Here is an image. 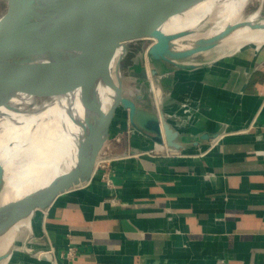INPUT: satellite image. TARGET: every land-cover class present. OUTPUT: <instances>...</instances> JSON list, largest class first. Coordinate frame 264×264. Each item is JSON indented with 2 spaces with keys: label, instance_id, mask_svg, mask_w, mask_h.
<instances>
[{
  "label": "crops",
  "instance_id": "crops-1",
  "mask_svg": "<svg viewBox=\"0 0 264 264\" xmlns=\"http://www.w3.org/2000/svg\"><path fill=\"white\" fill-rule=\"evenodd\" d=\"M187 63L157 64L180 149L157 150L121 109L99 156L111 181L95 168L31 216L57 264H264V42Z\"/></svg>",
  "mask_w": 264,
  "mask_h": 264
},
{
  "label": "water",
  "instance_id": "water-1",
  "mask_svg": "<svg viewBox=\"0 0 264 264\" xmlns=\"http://www.w3.org/2000/svg\"><path fill=\"white\" fill-rule=\"evenodd\" d=\"M199 1L148 0L123 16L102 21L98 14L106 0H54L50 5L45 0H0L5 3L0 14V96L29 102L79 92L81 103L91 110L90 90L96 79L101 78L114 89L98 134L95 135L89 121L80 124L78 164H71L46 184L30 188L20 202L10 200L0 204V235L11 225L32 216L36 209L49 205L60 193L90 180L112 117L121 109L127 111L132 128L149 137L157 150H163L164 146L170 151L182 147L177 140L178 131L167 121L162 109L161 72L157 64L164 61L180 67L195 66L184 60L218 45L226 33L238 26L227 24L214 37L199 36L193 48L176 49L162 26ZM210 23L203 21L201 26ZM38 30H43L41 36ZM145 38L153 40L146 50L147 65L143 63L138 68L131 65L128 74L135 78L136 86H146V93L142 90L129 97L122 89L120 60L128 44ZM117 50H121V55L113 75L108 65ZM147 97L149 109L137 104L136 101ZM174 119L180 118L174 115ZM217 136L218 133H203L200 139L214 140ZM5 257L0 255V260Z\"/></svg>",
  "mask_w": 264,
  "mask_h": 264
},
{
  "label": "bare ground",
  "instance_id": "bare-ground-1",
  "mask_svg": "<svg viewBox=\"0 0 264 264\" xmlns=\"http://www.w3.org/2000/svg\"><path fill=\"white\" fill-rule=\"evenodd\" d=\"M52 1L45 0L47 5ZM247 2L201 0L168 19L162 30L170 37L171 44L181 50L195 47L199 36L205 39L214 37L232 23L238 26L226 33L219 44H228L227 48L234 50L248 43H263L264 18H256L257 11L245 17L243 10ZM146 3L148 0H106L98 15L102 21H107L108 17L123 16ZM203 21L211 22L204 35L201 34ZM37 32L41 36L43 30ZM120 55L121 50H117L108 65L113 75ZM113 96L114 89L104 84L101 78L96 79L90 90L91 110L81 103L79 92L29 102L0 96V187L4 185L0 191V204L10 200L20 202L30 188L46 184L71 164H78L80 124L86 125L89 121L97 135L99 123ZM22 229L27 230V238L32 237L31 216L11 225L0 235V255L6 256L0 264L7 263L15 237ZM51 256L48 259L56 264Z\"/></svg>",
  "mask_w": 264,
  "mask_h": 264
},
{
  "label": "rangeland",
  "instance_id": "rangeland-1",
  "mask_svg": "<svg viewBox=\"0 0 264 264\" xmlns=\"http://www.w3.org/2000/svg\"><path fill=\"white\" fill-rule=\"evenodd\" d=\"M4 9H5V3L0 2V14L4 11ZM256 11H257L256 18L260 20L263 19L264 0H248L247 4L245 5V9L243 10V13L245 17H248L249 15H251ZM208 28H209L208 26L202 27L201 34L204 35L203 33H205ZM152 41L153 40L150 38H145L130 43L126 46L125 53L120 60V66H119L120 78H121L120 80L122 82V89L125 92V94L131 96L134 95L135 93L142 92V90H144V93H146L145 85L136 86L133 83L135 78L129 76L128 67L131 66L132 64H135V62H137V65L135 66L136 68H138L140 64L143 63L147 65L146 50L148 46L152 43ZM227 47H229L228 44L226 45L221 43L210 49L195 53L184 61L188 62V60H193V59H195L196 61L199 60L206 61L208 59L214 58L215 56L225 54L233 50ZM3 187L4 185L1 187L0 191L3 189ZM27 237L28 234L26 229H22L19 231V233L15 237L14 244L11 247L12 254L6 264H52L51 261L48 259V256L51 255L53 257L55 256L53 255V252L52 254L50 253V250L48 249L49 247L48 246L45 247L43 244L34 242L33 240ZM47 249L49 251H45ZM3 261L0 260V263Z\"/></svg>",
  "mask_w": 264,
  "mask_h": 264
},
{
  "label": "built area",
  "instance_id": "built-area-1",
  "mask_svg": "<svg viewBox=\"0 0 264 264\" xmlns=\"http://www.w3.org/2000/svg\"><path fill=\"white\" fill-rule=\"evenodd\" d=\"M102 156L99 157L96 160L95 168L99 167V169H101V171H102L103 177H105L104 178L105 181L106 182H110L111 180H110V178H109V176L107 174V171H108V157H109V155H107V154L104 155L103 154ZM113 158H115V156H113ZM50 247L53 250L52 246H49L48 249L50 250ZM47 250H45V251H47ZM75 252H76V248L74 246H69V247H67V250H66L65 254H66V256L68 258H73L75 256ZM54 256H55V254H54ZM54 258H55V262H56V257H54Z\"/></svg>",
  "mask_w": 264,
  "mask_h": 264
}]
</instances>
